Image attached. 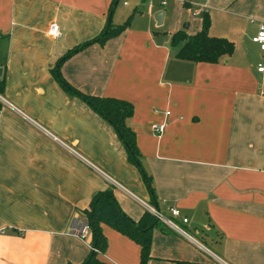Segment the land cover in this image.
<instances>
[{
    "label": "crops",
    "instance_id": "crops-1",
    "mask_svg": "<svg viewBox=\"0 0 264 264\" xmlns=\"http://www.w3.org/2000/svg\"><path fill=\"white\" fill-rule=\"evenodd\" d=\"M110 3L0 0V264L80 263L91 236L80 239L74 229L96 191L110 188L132 220L145 210L141 201L150 203L113 127L49 71L67 49L119 24ZM175 3L167 21L163 12L159 25L129 23L72 54L59 72L82 93L131 104L126 123L151 178L152 204L165 213L178 208L199 243L158 222L145 264H264V72L255 69L264 49L251 41L264 23V0H200L196 17L186 1ZM203 13L208 34L231 41L232 52L212 63L176 57L170 33L193 34ZM50 23L58 36L48 34ZM158 34L168 35L161 45L153 42ZM162 122L155 136L151 124ZM101 230L100 259L138 264L134 241Z\"/></svg>",
    "mask_w": 264,
    "mask_h": 264
},
{
    "label": "trees",
    "instance_id": "trees-1",
    "mask_svg": "<svg viewBox=\"0 0 264 264\" xmlns=\"http://www.w3.org/2000/svg\"><path fill=\"white\" fill-rule=\"evenodd\" d=\"M118 0H111L109 16ZM131 14L119 24L111 25L110 22L93 38L78 43L67 49L49 69L53 78L70 95L81 99L92 108L95 113L105 119L115 130L117 136L124 145L127 159L141 170L142 180L148 190L149 201L154 203V191L150 175L140 167L139 153L135 146L134 134L126 123L131 115L132 107L128 101L93 94H85L67 83L59 72L60 64L75 52L91 43H102L105 39L117 35L125 29L130 21ZM209 18L206 13L201 15L199 30L193 34H186L178 29L169 35V43L177 45L175 56L180 59L194 62L212 63L222 55L232 52L233 44L225 37L208 34ZM3 87V78L0 75V93ZM85 223L89 227L91 236V248L87 255L78 264H110L100 259L97 254L102 253L106 247L105 236L102 233V225L109 226L118 233L134 241L139 248L138 264H145L149 257V244L151 229L158 221L147 210H144L137 220L129 218L120 208L110 188L99 190L91 195L88 207L83 210ZM179 264H186L179 262Z\"/></svg>",
    "mask_w": 264,
    "mask_h": 264
},
{
    "label": "built area",
    "instance_id": "built-area-1",
    "mask_svg": "<svg viewBox=\"0 0 264 264\" xmlns=\"http://www.w3.org/2000/svg\"><path fill=\"white\" fill-rule=\"evenodd\" d=\"M161 3H164V0H161ZM47 32L49 35L56 37L59 35L57 25L55 23H50ZM251 41L256 43L258 47L263 50L264 49V23H260L255 35L251 37ZM255 69L257 72L263 73L264 72V61L259 62L256 64ZM1 100V97H0ZM165 114H168V111L165 112ZM165 123H153L151 124L152 132L155 136H159L163 130ZM109 179V178H108ZM109 181L117 186V183H115L112 179H109ZM142 205L144 206L145 210H147L155 219L168 227L171 231L177 233L178 235L184 237L185 239L195 242L199 244L196 240H194L183 228V224L187 222V218L181 214L178 208L174 206L167 207V212L162 213L159 209L156 207L147 204L145 202H142ZM74 233L80 238L84 239L87 234L89 233V227L88 225L84 223H78L75 226ZM90 249L91 246H90Z\"/></svg>",
    "mask_w": 264,
    "mask_h": 264
},
{
    "label": "rangeland",
    "instance_id": "rangeland-1",
    "mask_svg": "<svg viewBox=\"0 0 264 264\" xmlns=\"http://www.w3.org/2000/svg\"><path fill=\"white\" fill-rule=\"evenodd\" d=\"M177 1L181 2L182 0H164V3H161V0H118L112 10L113 15L111 21L113 24L121 23L126 18V16L131 14L129 23H131L134 26H144L145 23L147 24V19H151L150 20L151 23L154 24L152 20L153 13L158 10L164 12L165 21H167L169 16H171L173 13L178 12V9L175 8L178 7L176 6L177 3H175ZM184 1L187 2V5L184 8L189 11L190 15L196 17L193 11L197 6H199L200 0H184ZM123 2L125 4H123ZM150 8L153 11L151 13H148V10ZM186 19H187V15L185 12H183L182 14L183 21L180 25L181 27L183 26V24H186L184 23ZM164 25L165 24L163 25L161 24L160 26H155V28H162L164 27ZM172 47L176 48V46H172ZM150 205L154 206L153 204ZM160 212L164 213L162 210H160ZM194 236L200 243L206 246L205 245L206 243L202 241V239H200L196 235Z\"/></svg>",
    "mask_w": 264,
    "mask_h": 264
},
{
    "label": "water",
    "instance_id": "water-1",
    "mask_svg": "<svg viewBox=\"0 0 264 264\" xmlns=\"http://www.w3.org/2000/svg\"><path fill=\"white\" fill-rule=\"evenodd\" d=\"M163 12L158 10L153 13V19L156 22V25L161 23ZM168 39V35L166 34H158L153 37V42L155 45H161Z\"/></svg>",
    "mask_w": 264,
    "mask_h": 264
}]
</instances>
